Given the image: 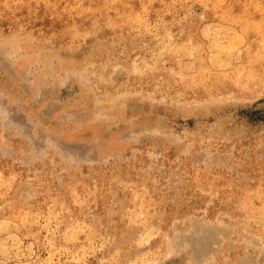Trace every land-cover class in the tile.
I'll return each instance as SVG.
<instances>
[{"label": "rangeland", "instance_id": "rangeland-1", "mask_svg": "<svg viewBox=\"0 0 264 264\" xmlns=\"http://www.w3.org/2000/svg\"><path fill=\"white\" fill-rule=\"evenodd\" d=\"M263 39L264 0H0V264H264Z\"/></svg>", "mask_w": 264, "mask_h": 264}, {"label": "bare ground", "instance_id": "bare-ground-1", "mask_svg": "<svg viewBox=\"0 0 264 264\" xmlns=\"http://www.w3.org/2000/svg\"><path fill=\"white\" fill-rule=\"evenodd\" d=\"M107 1H108V0H107ZM220 4H221V3H220ZM223 4H224V3H223ZM225 4H226V3H225ZM228 5H229V4H228ZM213 6H214V5H213ZM213 6H212V7H213ZM221 6H222V5H221ZM224 8H225V7H224ZM242 9H245V8H242ZM227 10H228V9H227ZM225 12H226V10H225ZM130 19H131V18H130ZM263 41H264V39H263ZM259 43H260V42H259ZM262 46L264 47V45H262ZM261 48H262V47H261ZM258 49H259V48H258ZM258 51H259V50H258ZM258 51H257V52H258ZM262 51H263V50H262ZM255 53H256V52H255ZM205 76H206V75H205ZM234 78H236V77H234ZM234 82H235V80H234ZM199 83H200V82H199Z\"/></svg>", "mask_w": 264, "mask_h": 264}]
</instances>
